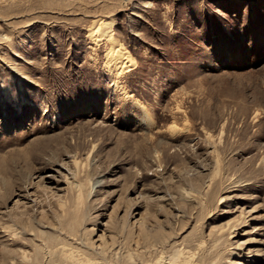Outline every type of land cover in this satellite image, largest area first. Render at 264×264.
Instances as JSON below:
<instances>
[{
  "label": "rangeland",
  "instance_id": "obj_1",
  "mask_svg": "<svg viewBox=\"0 0 264 264\" xmlns=\"http://www.w3.org/2000/svg\"><path fill=\"white\" fill-rule=\"evenodd\" d=\"M63 248L264 264V0H0V264Z\"/></svg>",
  "mask_w": 264,
  "mask_h": 264
},
{
  "label": "bare ground",
  "instance_id": "obj_2",
  "mask_svg": "<svg viewBox=\"0 0 264 264\" xmlns=\"http://www.w3.org/2000/svg\"><path fill=\"white\" fill-rule=\"evenodd\" d=\"M90 37H92L93 41H95L98 44L100 41L106 40V42L109 45V49L106 55L105 65L107 69L109 70V72L111 73V75H115L119 77L121 74H123L124 70L130 66L131 60L126 50H124L123 48L119 46L118 40L113 34L112 24L106 23L102 27L97 26V30L90 33ZM55 252H58V251H55ZM52 254L54 253L52 252ZM233 255H237V253L234 252ZM77 262H78L77 255L72 250H66L65 248H63L58 254L57 264H77ZM156 264H165V262L161 260V261H158Z\"/></svg>",
  "mask_w": 264,
  "mask_h": 264
}]
</instances>
